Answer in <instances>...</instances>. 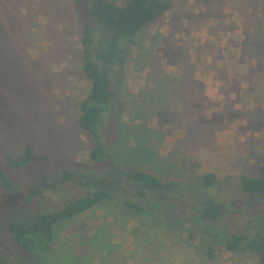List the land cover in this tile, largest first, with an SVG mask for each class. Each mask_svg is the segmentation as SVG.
Returning a JSON list of instances; mask_svg holds the SVG:
<instances>
[{"label": "rangeland", "instance_id": "1", "mask_svg": "<svg viewBox=\"0 0 264 264\" xmlns=\"http://www.w3.org/2000/svg\"><path fill=\"white\" fill-rule=\"evenodd\" d=\"M74 1L0 0V264H258L249 253L226 251L222 241L210 256L206 252L208 238L196 248L199 237L189 240L186 231L173 240L159 241L161 237H156L146 246L147 238L140 237L143 226L139 228L134 215L117 202H102L72 220L55 224L52 250L38 258L34 251H24L14 237L12 226L63 204L60 195L51 191L34 197L29 189L35 183L51 180L65 170L86 167L96 172L109 168L106 162L89 159L96 142L78 125L79 102L90 88L81 71L80 46L89 12L83 5L77 10ZM176 1L180 8L196 11L197 19H190L196 25L205 22L206 8L213 12L224 4L231 14L230 26L246 32L256 22L250 13L258 8L259 30L249 37L252 43L249 41L242 51L243 58L257 69L249 67V73H241L222 53V42L221 50L216 45L201 46L205 40L202 36L196 41V52L195 47L183 46L181 49L188 50L184 61H171L176 48L162 55L160 49L150 51L147 27L136 37L124 68L116 69L122 72L121 80L115 81L117 96L113 110L96 126L97 139L105 153L127 171L148 172L181 184L212 173L218 179L220 198L233 195L245 199L237 189L240 177L257 176L264 165V0ZM18 9L35 28V62H29L31 67L17 58L21 55H1L14 43L19 44L14 38L19 30H15L23 24L16 16L7 15L9 10L15 14ZM209 53L218 62L211 60ZM203 54V58L207 56L204 63H193ZM228 65L233 68L225 71ZM168 71L175 76L182 71L184 74L178 80L168 73L173 82L160 91L166 98L162 97L158 105L153 102L158 97L153 90L159 89L142 86L148 78L153 81L156 74L166 76ZM132 73L136 80L130 77ZM174 82L180 83L178 89L172 88ZM150 98L145 109L144 102ZM167 136L173 142H164ZM145 144L154 150L146 149ZM27 146L33 157L20 161ZM155 150L163 152L162 156ZM253 154L259 157L257 162ZM4 180L9 184L4 185ZM254 213L259 215L262 209L256 208ZM206 223L199 221L200 225Z\"/></svg>", "mask_w": 264, "mask_h": 264}, {"label": "trees", "instance_id": "2", "mask_svg": "<svg viewBox=\"0 0 264 264\" xmlns=\"http://www.w3.org/2000/svg\"><path fill=\"white\" fill-rule=\"evenodd\" d=\"M74 4L77 10L83 5L89 12L80 46L81 71L90 88L79 102L78 125L96 142L89 159L106 162L109 168L96 172L86 167L65 170L51 180L35 183L29 189L34 197L51 191L60 195L63 204L10 228L24 251H34L36 258L50 253L55 224L72 220L102 202H117L134 215L139 228L143 226L144 232L139 235L141 239L147 238L146 246L156 237H161L159 241L175 239L186 231L189 240L199 237L196 248L208 238L206 252L210 256L222 241L226 251L249 253L256 257L258 264H264V165L257 176L240 177L237 189L245 199L233 195L222 199L219 197L222 192L216 190L218 179L212 173L195 176V181L181 184L148 172L127 171L105 153L104 145L97 139L96 126L113 110L111 105L117 96L115 81L121 80L122 72L116 69L124 68L136 37L171 9V0H123L120 4L114 0H75ZM163 90H153L158 97L152 101L158 105L166 98ZM150 101L151 98L146 100L144 106ZM32 157V149L27 146L20 161ZM8 184L4 180V185ZM71 191L75 193L70 195ZM257 198L261 201H256ZM256 208H261L262 213L255 215ZM201 219L207 223L200 225Z\"/></svg>", "mask_w": 264, "mask_h": 264}, {"label": "crops", "instance_id": "3", "mask_svg": "<svg viewBox=\"0 0 264 264\" xmlns=\"http://www.w3.org/2000/svg\"><path fill=\"white\" fill-rule=\"evenodd\" d=\"M177 2V3H176ZM175 0H171V4L172 7L169 11L165 12L163 15H161L160 17H158L155 21H153L152 23L148 24L143 31H145V29L148 27V35L147 38L150 39L151 44H150V51L155 49L158 50L160 49L161 51V55L162 53L165 54V52L167 53H171L170 48H176L173 49L174 50V56L173 58L170 60L171 61H184V56L186 54H184L185 51L188 50L186 49H181L183 46H187V47H195V52L196 49L198 47H196V41L199 40L202 37L205 38L204 43L201 45H205V46H209L212 47L214 45H216V47H219V49L221 50L220 47H222V44H224L225 47V51H223L222 53L225 54L227 56V61L228 62H233V66H236L237 69H241V73H249L250 69L249 67H251V69H257L256 65H251V61L246 58H243V49L245 50L249 44V37L253 38V33L257 32L259 30V26H258V21L260 20V11L258 8L252 9V10H256V11H252L250 14L255 15L256 18L253 21V24H251V29L249 32H246L243 29H237L236 27H232L231 22H229V15H231L226 7L223 5H220L219 8L217 10L214 9L213 12L209 10H207L206 8V15H204L203 17L206 19L205 20V24L199 21V23L196 25V23H194L193 21H190V19L193 17V20L197 19V15H196V11L194 12H190V10H186L185 7L180 8V6L178 5V1ZM25 4V3H23ZM24 8V7H23ZM249 10V9H248ZM24 11L23 9H21V12ZM264 12V10H263ZM25 14V13H24ZM22 13H20V10L18 9L16 11L15 14L12 13V11H8L7 15H14L16 16V20L18 22H22L23 25H17L16 26V30L18 31V35H15V42L18 40L19 44L15 45L13 48L9 47L6 50L1 52V55H21V57H17L20 58L21 60H23L24 62H26V64H28L29 67H31L29 65V62H35V49H36V37H35V28L34 25L30 24V20L29 17L25 16ZM241 15L244 14V12L240 13ZM259 14V18L258 17ZM262 14V13H261ZM22 16V18H20ZM203 18V19H204ZM161 19V20H160ZM160 21V22H157ZM20 22V23H21ZM228 22V24H227ZM194 24V27H191ZM150 25L152 27H150ZM19 27H21V29H19ZM5 28V27H4ZM3 28H0V30H2ZM8 29L11 30V26H8ZM248 31V29H247ZM151 33H154L151 34ZM145 35V33L143 32V36ZM146 38V39H147ZM147 42V40L145 41ZM252 43V41H251ZM192 49V48H191ZM190 49V50H191ZM154 50V51H155ZM228 50L232 51V52H228ZM151 52L152 54L154 53ZM19 52V54H18ZM156 52V53H157ZM141 53V52H139ZM205 54H203V56H199L196 59H194L193 63L196 62L198 64H202L204 63V59L203 58ZM208 55H210L211 60L212 59V53H209ZM188 56V54H187ZM229 56H233L232 58H229ZM204 61V62H203ZM215 62H218L217 60H213ZM226 61V62H227ZM220 62V61H219ZM233 66H227L225 68V71L227 69H232ZM256 66V67H253ZM241 67V68H240ZM35 68V66H34ZM166 73V72H165ZM168 73L171 72H167L166 76H158V74H156V77L153 79V81L151 80V78L148 82H145L142 86L143 89L148 88L146 87L147 84L148 85H152V87H155L157 89H167V85L168 82H173L171 81V77L168 76ZM184 72L182 71V74L180 73L178 76L174 75L171 73V75H174L175 78H177L178 80L183 76ZM143 76V75H142ZM186 76V74H185ZM134 80H136L137 75L135 73H132L131 76ZM149 77V75H148ZM215 78V77H213ZM167 81V84L163 81ZM134 84H136L135 82H133L132 87L134 88ZM142 84V83H141ZM180 83H177V85L174 83H172V88L174 87V89H178V87ZM151 87V88H152ZM165 87V88H164ZM207 87V86H206ZM205 88V87H204ZM159 93V92H158ZM35 95L36 92L34 94V100H35ZM165 104V103H164ZM140 107V106H139ZM156 107V106H155ZM153 108V107H152ZM157 110L158 109H162L160 107H156ZM145 109H148V106H146ZM257 122H258V118H257ZM255 127L260 128L261 125L260 124H256ZM33 136L35 135V130L32 132ZM161 137L162 134H161ZM171 137V136H170ZM173 138V137H171ZM169 142H173L168 136L167 139L164 141H168ZM161 143L163 142L162 138L160 139ZM164 142L162 144H164ZM173 144V143H172ZM147 146V144H145ZM148 147V146H147ZM147 149L149 150H154L151 147H148ZM148 151V150H147ZM171 151V150H170ZM156 155L162 156V153L160 154L159 150H155ZM252 153V152H250ZM254 157L256 159L255 162H257V160L259 159L258 156H256L255 154H253ZM164 156V155H163Z\"/></svg>", "mask_w": 264, "mask_h": 264}, {"label": "water", "instance_id": "4", "mask_svg": "<svg viewBox=\"0 0 264 264\" xmlns=\"http://www.w3.org/2000/svg\"><path fill=\"white\" fill-rule=\"evenodd\" d=\"M6 251H8L7 247L4 248Z\"/></svg>", "mask_w": 264, "mask_h": 264}]
</instances>
